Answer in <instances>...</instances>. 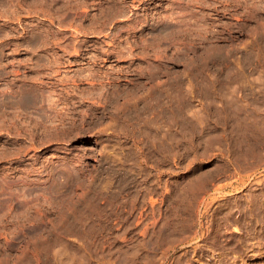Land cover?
Here are the masks:
<instances>
[{
    "label": "rangeland",
    "instance_id": "1",
    "mask_svg": "<svg viewBox=\"0 0 264 264\" xmlns=\"http://www.w3.org/2000/svg\"><path fill=\"white\" fill-rule=\"evenodd\" d=\"M0 264H264V0H0Z\"/></svg>",
    "mask_w": 264,
    "mask_h": 264
}]
</instances>
